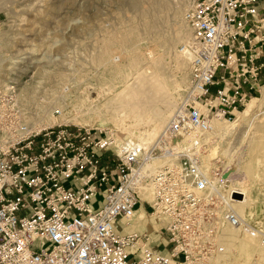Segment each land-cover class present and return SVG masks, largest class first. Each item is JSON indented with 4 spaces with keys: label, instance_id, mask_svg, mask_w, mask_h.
<instances>
[{
    "label": "built area",
    "instance_id": "built-area-1",
    "mask_svg": "<svg viewBox=\"0 0 264 264\" xmlns=\"http://www.w3.org/2000/svg\"><path fill=\"white\" fill-rule=\"evenodd\" d=\"M189 1L180 52L191 81L147 145L108 127L30 124L16 84L0 78V264H210L226 253V226L264 242L233 208L231 177L200 162V135L261 82L264 0ZM144 205L166 254L148 246L147 231H116Z\"/></svg>",
    "mask_w": 264,
    "mask_h": 264
},
{
    "label": "rangeland",
    "instance_id": "rangeland-1",
    "mask_svg": "<svg viewBox=\"0 0 264 264\" xmlns=\"http://www.w3.org/2000/svg\"><path fill=\"white\" fill-rule=\"evenodd\" d=\"M6 1L0 0V53L3 57L0 78L16 83L20 106L27 115L26 121L30 124L41 122L40 125L45 126L67 123L80 127H108L120 137L128 138L124 132L129 130V126L140 129L146 128L147 125L138 120V117H129L125 121L126 124H120L122 116L117 115L111 108L120 104L113 102L110 108L104 107L105 102L112 99L114 93L121 87L117 81L113 83L112 91H109L111 86L109 71H142L147 75L153 74L148 80L158 94L157 99L161 100L170 94L176 104L189 87L191 81L189 62L180 52V47L190 38L191 31L183 20L185 10L183 13L174 14L170 7L181 0ZM133 3L138 4V7H132ZM4 6L11 8L14 13L5 10ZM179 33L183 34L184 38L175 40ZM180 78L182 81L185 80L183 81L185 85L178 86L181 83ZM160 79L161 82L158 81ZM69 83L74 91H71L70 95L66 96L67 101L62 103L58 96L63 85ZM263 85L264 71L256 94L253 95L254 91L251 93V97L258 100L250 108L249 113L238 115V112L246 108L249 102L247 101L244 106L228 114L225 120L222 119L223 123L226 120L236 121L235 126L222 138L223 140L211 138L209 142L211 145L202 140L200 149L202 166L208 157L210 146L217 145V149L214 150L215 156L212 155L214 158L210 159L213 161L209 162L205 170L225 173L233 181L244 179L245 184L247 182L245 187L248 185L247 193L252 196L250 209L253 214L251 221H248L262 233H264L262 95L264 92L260 87ZM23 86L31 89L27 96L21 99L20 89ZM80 87H88V95L91 100H97L96 107L100 108V114L87 113L88 107L84 105V100H76L80 92L75 90ZM55 110H60L61 114L53 113ZM171 111L164 124L167 123ZM124 114L127 115L126 112L121 115ZM73 117L75 119H72ZM138 124H141V127ZM162 127L157 130L156 136ZM236 138L242 139V142L236 144L238 149L229 162V158L221 153L227 149L229 145L227 143H234L233 140ZM229 164L234 166L228 167ZM249 168L252 169L251 172ZM102 200L103 195L99 194L97 202ZM136 220L140 222L142 219L137 216ZM144 220L146 224L150 221L156 228L159 227L152 216L146 215ZM260 241L259 236L249 247H245L246 249H242L241 244L226 247V253L220 256L222 261L220 264H264V242Z\"/></svg>",
    "mask_w": 264,
    "mask_h": 264
},
{
    "label": "bare ground",
    "instance_id": "bare-ground-1",
    "mask_svg": "<svg viewBox=\"0 0 264 264\" xmlns=\"http://www.w3.org/2000/svg\"><path fill=\"white\" fill-rule=\"evenodd\" d=\"M6 1V0H5ZM176 1V0H175ZM2 2V1H1ZM0 2V3H1ZM9 2V1H8ZM7 3V1H6ZM11 3V2H10ZM16 3V2H15ZM136 3V2H135ZM19 4V3H18ZM190 4L189 0H181L179 2H176L174 5H170V7L172 8V10L174 11V14H180L183 13V11L188 7V5ZM132 7H138V4H132ZM5 10H9L10 13H14L12 12L13 10H11V8L9 7H5ZM45 9V8H44ZM51 10V9H50ZM49 10V11H50ZM137 10V9H136ZM141 10V9H140ZM50 13V12H49ZM49 15V14H48ZM171 16V15H170ZM177 16V15H176ZM182 19V18H181ZM176 24V23H175ZM186 25V24H185ZM188 27V26H187ZM186 28V27H185ZM136 30V29H135ZM183 34L179 33L176 35L175 40L184 38L182 36ZM137 39V38H136ZM170 39V38H169ZM168 39V40H169ZM139 40V39H138ZM174 42V41H173ZM135 44V43H134ZM168 44V43H167ZM171 44V42H170ZM133 48V47H132ZM150 53V52H149ZM139 58V57H138ZM130 60V58H129ZM161 61V60H160ZM181 61V60H180ZM179 61V62H180ZM157 62V61H156ZM159 62V61H158ZM178 62V63H179ZM15 63V62H14ZM133 63V62H132ZM145 63V62H144ZM155 63V62H154ZM177 63V62H176ZM135 64V62H134ZM3 65V57L1 56L0 53V68ZM133 65V64H132ZM131 65V66H132ZM136 65V64H135ZM134 65V66H135ZM154 65V64H153ZM176 66V65H175ZM140 70V69H139ZM145 70V69H144ZM143 70V71H144ZM158 71V70H156ZM162 72V71H161ZM110 73V79H111V86L109 87V91H112L113 89V83L118 81V84H121L119 91H117L116 93H114L115 95L113 96L112 99L108 100L105 102V106L107 108L111 107V103L116 102L117 106L111 107L115 110V112L117 113V115H120V117L122 116L121 119V123H125V121L129 118V117H138V120H142L147 126L141 127V124H138L140 127V129H136V128H130L131 126H129V130L126 132H124L129 139L138 142L141 145H146L149 144L155 137H156V132L158 129H160V127H162V124L165 123L168 114L171 110H173L172 108H174L175 105H177L176 103H174L171 99V96L169 94V96H165L163 99L159 100L157 99L158 94L155 93L154 89H153V85H151V81L149 82L148 77H153V74H146L143 73L142 71H109ZM180 74V73H179ZM183 75V73H181ZM155 75V74H154ZM74 79V78H73ZM157 79V78H156ZM156 79H151L152 81L156 80ZM187 79V77H186ZM181 80V78H180ZM67 81V80H66ZM161 82V79L158 80ZM155 81V82H158ZM183 81H185L183 79ZM181 80V83L178 84V86H183L184 82ZM154 82V83H155ZM179 82V81H177ZM15 83V82H14ZM153 83V84H154ZM166 83V81H165ZM170 83V82H169ZM16 84V83H15ZM62 85V84H61ZM60 85V86H61ZM163 85V84H162ZM166 85V84H165ZM164 85V86H165ZM185 85V84H184ZM159 87V85H157ZM163 86V87H164ZM176 86V85H175ZM187 86V85H186ZM75 87V86H74ZM95 87V86H94ZM118 87V86H117ZM173 87V85H172ZM73 86L69 83L67 85H63L62 89H61V93L59 94V100L60 102H65L67 101L66 96L70 95L71 91H74ZM77 88V87H76ZM155 88V87H154ZM160 88V87H159ZM162 88V87H161ZM31 88H29L28 86H23L20 89V97L21 99H24L27 94L29 93ZM36 89V88H35ZM91 89V88H90ZM94 89V88H93ZM99 89V88H98ZM107 89V88H106ZM117 89V88H116ZM157 89V88H156ZM164 89V88H163ZM166 89V88H165ZM171 89V88H170ZM79 91L80 95L76 96V100H84L83 102H85L84 105H86V107H88L87 109V113H94V114H100V108H97L96 106L98 105L97 100H91L90 96L88 95V87L85 88H78L75 91ZM158 90V89H157ZM167 90V89H166ZM260 90H262L264 92V85L260 87ZM98 91V90H97ZM115 91V90H114ZM164 91V90H163ZM176 91V90H175ZM161 92V91H160ZM165 92V91H164ZM168 92V91H167ZM173 92V91H172ZM18 93V92H17ZM75 93V92H73ZM182 93V92H181ZM157 95V97H156ZM160 95V93H159ZM162 95V94H161ZM264 97V94H262ZM261 95V97H262ZM47 96V95H46ZM180 96V95H179ZM49 97V95H48ZM160 97V96H159ZM177 97V96H176ZM50 98V97H49ZM173 98V97H172ZM260 98V97H259ZM177 100V99H175ZM257 98L251 97V99L249 100L248 104L246 105V108L241 111L238 112V115L241 114H248L249 111L251 110L250 108L253 106V104L257 101ZM261 100H263L261 98ZM37 102V101H36ZM262 102V101H261ZM124 103V104H122ZM263 103V102H262ZM38 104V103H37ZM59 104V103H58ZM65 104V103H64ZM81 104H83L81 102ZM47 105V104H46ZM60 105V104H59ZM85 107V108H86ZM93 107V108H92ZM95 107V108H94ZM102 107V108H104ZM84 108V106L82 107ZM81 109V108H80ZM23 110V109H22ZM102 110V109H101ZM26 112V111H25ZM82 112V111H81ZM126 112L127 115H121L122 113ZM172 112V111H171ZM28 114V113H27ZM85 114V113H84ZM110 114V113H109ZM104 115V114H103ZM130 115V116H129ZM106 116V115H105ZM110 116V115H109ZM112 116V115H111ZM110 116V117H111ZM109 117V119H110ZM119 117V116H118ZM27 118V115H26ZM125 118V119H124ZM72 119H75L74 117ZM116 119V118H115ZM65 120V119H64ZM136 120V119H135ZM224 120V119H223ZM63 121V120H62ZM66 121V120H65ZM75 121V120H74ZM115 121V120H114ZM134 121V120H133ZM39 122V121H38ZM130 122V121H129ZM129 122H127V124H129ZM235 120L232 121H225V123L222 122L221 118H218L216 120L213 121L212 124V128L210 131L205 132L202 134V140L203 142H211V138H217V139H221L229 133V131L235 126ZM131 123V122H130ZM36 124V123H35ZM41 124V122H40ZM137 127V124H135ZM144 124H142L143 126ZM165 125V124H164ZM41 126V125H40ZM118 126V125H117ZM126 126V125H125ZM133 126V125H132ZM120 127V126H119ZM124 127V125H123ZM144 128V129H143ZM119 129V128H118ZM160 132V131H159ZM123 133V134H124ZM248 134V133H247ZM235 135V134H234ZM127 138V137H126ZM233 138V137H232ZM247 138V137H246ZM232 140V139H231ZM218 141V140H217ZM216 141V143H217ZM233 142L231 143H227L229 144L227 146V149L223 150V153L221 154H225L228 158H229V162L233 159L232 156H234L235 152L237 151V147L236 144L237 143H241L242 139H235L233 140ZM253 141V140H252ZM245 142V141H244ZM210 144V143H209ZM211 145V144H210ZM216 144H214L213 146H210V152L208 154V157L206 160L202 159V161L204 160L203 163V167L202 168H207L209 162L211 161V157L212 155H214V150H216ZM208 147V146H207ZM221 149V148H220ZM218 154V152H217ZM237 154V153H236ZM215 156V155H214ZM238 156V155H237ZM214 158V157H212ZM236 158V156H235ZM213 161V160H212ZM211 161V163H212ZM228 163V162H227ZM161 164L160 162H149L148 166L151 168H154L156 165ZM213 165V164H212ZM227 165V164H226ZM234 164H229L228 167H233ZM227 168V166L225 167ZM234 169V168H233ZM250 169V170H249ZM249 172L252 171L251 168H249ZM207 170V169H206ZM243 173V172H242ZM245 176V175H244ZM228 187H233V186H237V188L240 190V195L239 197H237V199H234V201L232 202V206L235 209V211L238 213V215L244 217L245 219L251 221L253 214L251 212V206H252V199L249 196V194L247 193V189H248V185L247 187L245 184V180L241 179V180H234L232 178L228 179ZM144 198L147 201H151V195L148 191L144 192ZM139 216L140 219H142L140 222H138V220H136L133 224V226H126V227H118L116 228V231L119 232V230L121 231L120 233H124L126 234L127 231L132 230V232H136V233H141L142 229L144 228V226H146V220H144V212L141 209L139 212ZM260 236L257 235L255 237H250L248 235L242 234L239 232V230L230 227V226H226L223 228L222 230V241L225 243L226 247H230V245L235 246L236 244H241L242 245V249H246L245 247H249L250 244L253 243L254 240H256L258 237ZM262 243V241H260ZM262 245V244H261ZM220 256L213 262H210V264H220L222 261L220 260Z\"/></svg>",
    "mask_w": 264,
    "mask_h": 264
},
{
    "label": "crops",
    "instance_id": "crops-1",
    "mask_svg": "<svg viewBox=\"0 0 264 264\" xmlns=\"http://www.w3.org/2000/svg\"><path fill=\"white\" fill-rule=\"evenodd\" d=\"M140 210H139V212H140ZM142 210L144 212V215L146 216L147 215V212L150 211V208L144 205L142 207ZM135 221H136V219L133 221V223ZM133 223L131 225H129V226L130 227L133 226L134 225ZM118 227L123 228V227H126V226H124L122 223H119L118 224ZM142 231H147L148 232V234L150 236V240L148 241V246L151 249L160 251L163 254H166L168 252L169 244L167 242L166 235H160L159 232H158V227L156 228V226L154 225V223H151L149 221V224H146V226H144V228L142 229ZM119 232H121V231L119 230ZM126 233H132V230H129ZM133 258L134 259L137 258V255L133 256Z\"/></svg>",
    "mask_w": 264,
    "mask_h": 264
},
{
    "label": "trees",
    "instance_id": "trees-1",
    "mask_svg": "<svg viewBox=\"0 0 264 264\" xmlns=\"http://www.w3.org/2000/svg\"><path fill=\"white\" fill-rule=\"evenodd\" d=\"M255 94H256V92L254 91V92H253V95H255Z\"/></svg>",
    "mask_w": 264,
    "mask_h": 264
}]
</instances>
